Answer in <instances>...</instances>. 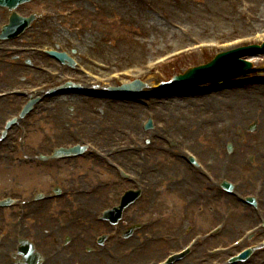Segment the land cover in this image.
<instances>
[{"label": "rangeland", "instance_id": "1", "mask_svg": "<svg viewBox=\"0 0 264 264\" xmlns=\"http://www.w3.org/2000/svg\"><path fill=\"white\" fill-rule=\"evenodd\" d=\"M186 1L189 2V0H186ZM190 1H191L190 6L187 7V6H184L185 4H180L179 6H176V4H174L172 0H144L145 4H150L153 7L157 6V8L160 9L159 11H161L160 12L161 15H166V14L168 16L170 15L172 18H174L172 19L174 22H176L177 24H181L185 27H188L187 30L190 32L188 33L189 36L194 35L195 37L201 40H204L205 42L214 40L215 38H220L222 40V44H225L226 42L223 43V40L228 42L229 40H235V39L237 40V38L240 37V35H251L252 31L248 29V25L244 24L242 19H239L238 11H235V9H232V7L229 6L228 3L221 2L219 0H190ZM251 2L254 7L253 9L254 13L257 16L259 14L261 15V17L262 16L264 17V12H262V10L264 9V2L259 1V0H251ZM134 4L135 3H132V1H129V0H121V2L119 1L116 3L115 2H109V3H104V4L95 3L94 7L95 9L99 11L98 12L99 15H95L93 13L94 9L90 8L89 9L91 11L90 14H85L83 12H79L75 14L73 16L74 18H72L73 21L71 22V25L69 24L70 20L67 23L62 24L60 28L55 27L53 30H50L51 29V25H50L49 30L51 31V34L45 38L44 44H46L47 41L50 40V38L55 34L59 35V37L62 39L61 44L64 47L66 46L65 40L71 39V40L79 41L81 42V45L84 47L83 40L88 42L92 39V41L94 42V45L90 49L91 54L96 56V58L99 59L100 61L109 63V61H111L112 59H117L116 58L117 56L115 55L113 48H107V46L111 45L112 41H116V40L122 41L121 46L127 50L126 57H128L125 59L118 57V58L123 59V63H122L123 67L136 66V65H139L140 63L153 59L154 56L156 57L160 54H163V53L165 54V52H168L170 50H177L180 47L191 45V42L185 37H182V38L178 37L179 41H177L176 39H173V42H171L168 39L167 34H169V31H170L169 29L172 30V28L166 27L164 25L163 26L161 25L160 27L165 29V34H164L165 40L162 41L161 39L160 42H158L156 40L158 36L156 28H160V27L159 26L156 27L153 25L154 23L156 24L157 19L153 15H150L149 13H147L144 5H141V4L134 5ZM98 5H101V6H98ZM39 7L40 6L33 7V8L39 9ZM82 7L84 6L79 7V9ZM27 11L28 10H24L23 12L25 13ZM59 21H56V23H58ZM109 23L111 24L110 27H109ZM261 23L262 22H259V24ZM151 25L153 26L152 30L148 29L149 27H152ZM78 26H83V27H78ZM256 27L257 29L264 30V26L261 27L257 25ZM240 28L244 29V31H240ZM233 30H234V33L231 35L232 37L230 38V33ZM225 37L227 38L225 39ZM34 38L35 37L28 38L25 42H29V41L33 42V40H35ZM98 42L102 44L97 46ZM96 47L97 49H95ZM215 53L216 52L211 51V50H208V51L202 50L201 52L200 51L196 52V54H189L187 56L185 55L183 57H178L177 60H174L168 63L167 65H164L163 67L159 68V72L161 76L163 77V80L168 81L170 80L171 75L173 74L184 72L191 66L204 62L203 60H206L207 62L214 56ZM263 70H264L263 67L259 65L258 67H256L255 71L251 75H247L245 77L248 79L259 78L261 75H264V73L262 72ZM29 73H31L29 70L25 71L24 73L17 72L11 78H7V82L10 81L12 85H15V83L20 82V80H22L21 78L25 76L26 79H23V83H24L23 85L33 86V85L41 83V79L31 80V78L27 76V74ZM0 86L2 87V81L0 82ZM260 88L262 87L253 88L251 90L264 93V90H261ZM255 94H257V92H252V91L244 92V97H248V100L249 98H257L258 96ZM238 96L239 95L232 96L230 100L234 101ZM262 99L264 100V98ZM166 100H168V98L162 99V101L160 100L161 103L165 105H162L163 107H159L155 112V117H157L159 120L164 121V119L166 118V117H163V115H160L159 113L168 115L170 112L176 115L175 118H177L178 121L180 122H183L186 117H189V118L193 117L196 120V122L199 121L197 122L198 124H201L202 123L201 119H203L204 117H211V116L213 117V115L207 114L206 112L208 111L205 109H201L198 111V106L204 105L201 101L197 100L193 103H190L184 100V101L177 103L176 101L170 102ZM89 101H93V100H89ZM13 104H15L17 108L18 104L16 103H13ZM63 104H64L63 111L65 112V116H64V119H61L58 122H56L58 124L52 126V123H51L52 121L47 120V117H48L47 114L43 115L42 119H38L39 117H36L34 119L33 124L31 125L32 127L31 129L32 132L30 134L31 135V146L33 147L34 146L35 147L36 146H48V143L50 142L55 143V141L57 142V144L71 142L68 139L73 136V134L71 133L72 132L71 128L78 127L82 129L83 125L82 123L79 122L82 116L83 117H85L86 115L88 116L87 123L89 124L90 127L91 126L93 127L95 126V128L96 126L105 127V124H107V128H109V125H112L113 128L123 127L126 130H128L129 127L131 128L130 125L139 126V122L144 117V109L142 108V112L139 115V117L137 119H134L136 120L135 124L134 123L132 124L131 122L128 121L131 118L129 119L126 118L125 111H122V114H119V112L115 110L117 119L113 117V120H111L110 122L109 120L108 122H106L107 120L106 119L101 124H96L94 116H97V117L104 116V113H105L104 111L94 112L95 111L94 109L85 107V105H82L79 107L77 102L71 103L70 101H67L66 103L63 102ZM219 104L218 102L215 101V99H211L209 105L211 107V110H215L217 105ZM13 107L14 106L12 104H9L8 109L6 111L4 110L1 112L0 110V117H4L7 114H13L16 110V108H13ZM102 108H107V107H102ZM160 109L163 111H160ZM110 114H113V113H110ZM222 118L223 120L230 121L232 123L231 125L233 126V129H237L238 127L241 126L240 122L237 120H242V119L239 116H235L234 111H233L232 117H229L226 114ZM217 119L218 118H216V120ZM165 120H168V119H165ZM219 120H220L219 122H216L217 125L216 124L213 125L215 126L217 131L221 128L224 122L222 119H219ZM120 121H123L124 123H121ZM245 123H247L246 126L248 125L247 128H249L252 125V123L257 124L254 135L250 137L251 139H255L259 135H264V131H263L264 130V120L260 122L259 118H257L256 116H253L251 119L243 121L242 124H245ZM64 124L67 127L65 129V132H63V130H60L61 128L60 126ZM68 127H70V131ZM168 128L171 129L172 131V132L169 131V133H172V134L179 133V132L185 133L187 137H189L188 139H190V141H195L196 145L197 144L204 145L203 140L201 138L199 139L195 137L194 135L191 136L190 133L187 130H185L183 127H173L170 125V127ZM56 130H59V131H56ZM108 130L109 129H107L106 131L108 132ZM216 130L214 131V134L212 135L213 138H215L214 135H215ZM80 131L81 133L79 132V134L81 136L94 140V138H90V137H93L92 133L85 132L83 130H80ZM96 131L102 132V130H99L98 128ZM233 131L234 130H231V132ZM56 132L63 133L65 134V136L60 138L58 137V135H56ZM231 132H227V134L229 133L231 134ZM107 134L100 133V136L103 137L104 139H107V137L109 136ZM220 134L223 135L224 133H220ZM77 135L78 134L75 133V138L73 140L75 143L80 141L77 138L78 137ZM205 142L208 143L207 141ZM213 142H214V139H213ZM211 143L212 142L210 141L208 144L211 145ZM198 146L200 145H197L196 151L198 152V154H200V150L202 151V148L200 147V149L198 150ZM156 154L157 155L159 154L160 157H158ZM211 156L212 155H209V153L208 155L206 153L204 155L205 158H211ZM16 157H19L18 152L16 150H12V155L10 156L11 163H12L11 167H7L10 164L9 161L7 162L1 161L0 172H3L4 176L0 177V188L3 187L4 185H9V184L11 185L15 181H17L19 184L25 185V187H32L34 189L44 188L45 181L49 180L54 175L61 176L64 179V181L67 182L69 185L75 184V185L80 186L83 183L89 185L92 183L101 184V182H103L101 176L96 175V173H98L99 171L96 172L92 168L91 163H94V162L90 161V159L87 161L78 160L77 162L75 161V162H70V163L61 162L56 165L47 164V166L45 167L46 169L45 170V169L37 168L36 166H34V164H31L29 166H23L15 160ZM147 158H148V162L150 163V167H159L160 170L166 171V172H168L169 170L168 168L172 164L171 162L173 161L172 159H169V157H165V154H160L157 152L148 154V157H146L145 159ZM140 159L141 158H139L138 161H141ZM134 160H137V159L134 157L130 161V164L134 162ZM94 164L100 169L101 172H105V170H107L103 165H100L98 163H94ZM5 166L7 167V169ZM135 167L126 166L128 170H132ZM110 174L112 175L113 178H115L113 172L110 171ZM252 175L253 174L251 173L250 176ZM155 176H157V174ZM159 176L160 178H163L162 179L163 181L166 182L165 180L166 178H164V175L163 176L159 175ZM192 182H193V187H197V185L199 184L194 181ZM152 184L155 186H158L156 191L160 192L165 197V199L158 198L156 200L157 203H155L154 205V211H153L154 215L152 216L154 218H157L159 222L157 227L155 228V231L159 233L169 232V231L178 233L179 229H175V225L173 224L182 223L183 220L186 218L190 219L192 216V213L189 212L187 215L184 216V213L186 211L180 208V205L182 203L179 200H174V199L181 198V200L185 201L187 204H190L193 207L197 205V202L193 203L192 201L187 200V198L190 197V195H188L189 194L188 192L185 193L186 197L183 198L182 196L180 197V195L177 192L173 194L163 192L162 189H164L163 188L164 183L157 185L155 181H153ZM99 192L96 193L97 196H99L100 194ZM77 202L79 204V210L77 212L76 210H73V206L70 205L71 203H69L68 198L61 200V201L54 202V203H49L48 206L47 205L44 206L43 210H41L36 217H33L31 221L27 222L26 229H24V226H22V229L21 227H18V228L16 227V224H18V222H17V218L15 214L7 215L6 221L0 220V231L5 230L9 232L11 230L10 234L12 233L14 234L12 237L13 238L12 241H15L16 237L19 236L18 233L20 232V230H23V231L26 230L27 232L23 233L21 236H24V237H27L33 240L35 242L36 250L39 251L41 254H43V256L45 257V254L46 255L49 254L50 252L54 250V248L61 245V241H59V238L62 235V232L64 230L56 231L58 226L61 224H65V222L71 220V218L69 217L70 215H75L76 217H74V219L76 223L75 224L73 223L72 228L71 229L69 228L68 231L75 229L72 231V233L78 232L79 228H76V227H80L81 230L84 231V235L82 234L80 239L76 241L73 244V246H70L71 250L73 251L71 257H74V258L66 259L64 256L65 254H61V256L57 258V260L60 262H63L62 260L66 259L65 261H71L70 264H87L88 256L98 257V256H94L96 255V253L90 251L89 248L97 250L94 248V246H92L93 244H91L92 242L91 240H92L93 234H97L101 230L99 225H95L94 223V220H93L94 216L92 215L93 213L92 209L93 211L98 210L102 208L103 205L109 203V201H105L101 203V205L100 203L98 205H93L92 207L91 206L89 207V205L88 206L84 205L85 203L81 205L82 203L80 200L79 201L77 200ZM150 202H151V199L148 202L145 201V205L148 206ZM228 202L229 204H231V206H233V208L235 209L238 208L239 211L242 210L240 209L241 206L235 204L232 200L230 201L228 200ZM171 204L174 205V208L172 210H171ZM203 209H204L203 213H208L210 210L213 209L212 211L215 214V218L208 226L206 227L201 226L200 228L202 231L208 229L209 227H211V225L213 226L216 222L219 221V218H221L222 216L221 214H219L217 210L218 207L216 206V203L212 202L211 204L207 205ZM59 212L61 215L59 214ZM63 212L66 215H64ZM54 213L56 214V216H52V214ZM1 214L2 213L0 212V215ZM89 223L93 224L94 226L89 227L88 230H84V227H86ZM205 223H207V221H205ZM131 225L133 226L134 224L131 223ZM171 225H173V227H171ZM202 225H206V224H202ZM247 225L239 226V228H246ZM127 226H129V224L123 225V228L120 231L119 236L116 230L113 229L114 238L112 239V241L114 240L120 241V238H122L121 235L123 232H125L124 230ZM52 232H55V233L51 235L50 237L52 238H50L48 234ZM143 236L144 235L142 234L141 240L135 239V240L130 241L129 243H125L124 245L121 244L120 245L121 248H117V251H120L122 249L121 250L122 253L126 252L130 248H135V252L133 254L132 253L125 254L126 255L125 258L127 257V261L129 262V264L134 263L133 259L136 256L135 253H137V248H136L137 245L134 242L142 241V243L153 245V243H150V242L148 243L145 237ZM237 237H238L237 234H235L234 237L230 238L229 240H225L221 242V245L228 244L232 240H235ZM124 241L126 240L122 239V242ZM86 246L87 248H85ZM164 247L165 245L161 246V248H164ZM159 250L160 248L158 247H156L153 250H150L151 253H147L145 255L144 260H142L139 264H144L150 258H153L157 254L156 252ZM102 259L107 260L105 254H102ZM123 263H125V260L123 261ZM63 264H69V263H63Z\"/></svg>", "mask_w": 264, "mask_h": 264}, {"label": "bare ground", "instance_id": "2", "mask_svg": "<svg viewBox=\"0 0 264 264\" xmlns=\"http://www.w3.org/2000/svg\"><path fill=\"white\" fill-rule=\"evenodd\" d=\"M259 1H262L263 2L264 0H259ZM262 12H264V9L262 10ZM160 24H161L160 22L159 23L156 22V24L154 23L153 25L156 26V27H158V26L160 27L161 26ZM148 29L152 30L153 29V26L152 27H149ZM156 31L158 33L157 34L158 36H157L156 40L158 42H160L161 39H162V41L165 40V35H164L165 34V29L160 27V28H156ZM241 92H243V91H237L236 93L242 94ZM233 93H235V92H229V94L226 93V95L229 96L228 99L227 100H221V102L223 104H226L228 102V100H230V97L233 96ZM209 99L210 98L206 99L208 103H209ZM8 100L9 99L4 100L1 103H3V102L5 103ZM70 100L74 101L75 99L74 100L73 99H70ZM239 101L240 102H235V103H231V104H233L234 107H237L238 108V111H236V115L239 116L240 118H242L244 121L251 119L253 116H257L258 118L264 117V116H259V115L264 114L263 113L264 112V105L262 103H260L259 99H257V98H251V100H248L247 97H246L244 99L239 98ZM1 107H2V110L7 109V105H3ZM93 107L95 109V106H93ZM125 109H128L129 110V111H125L126 118H128V119L131 118V119H129V122H131L132 124L135 123L136 120H134V119H137L139 117V115L141 114V109H139V107H135V106H127ZM237 113H239V115ZM175 117H176V115H174L172 112H170L167 115V118H169V119L172 120V123H173L172 125H174V123H177L178 122V119L175 118ZM108 119L109 120H112L113 118H111V116H108ZM120 122H122V121H120ZM176 125H177V127H179V126L180 127L186 126V127L192 128V129L193 128H196V127H194V126H196V124H194L193 122H189V123L188 122H182V123H177ZM134 130L137 133V130L138 129H137L136 126H134ZM57 133L58 134H62V133H59V132H57ZM118 157H119L120 161L124 162L125 160L128 159L129 155H127V156L121 155V156H118ZM175 164L178 165V162L175 163ZM179 179L180 178H177V180H179ZM90 204H92V202ZM229 211H231V210L228 209V212ZM235 217H236V214L233 211L232 212V223L227 228V230L223 234V236H225L227 238H231L234 235V233H235V226H236L235 224H237ZM138 250H139L138 253H135L136 256L133 259L134 263L136 262L135 264H139L142 260H144V258H145L144 255H145V253H147V251L144 252V250H141L139 248H138ZM91 261H92V263H90ZM91 261L88 262V264H110L107 260H102L101 256H99L98 258L93 257L91 259Z\"/></svg>", "mask_w": 264, "mask_h": 264}]
</instances>
